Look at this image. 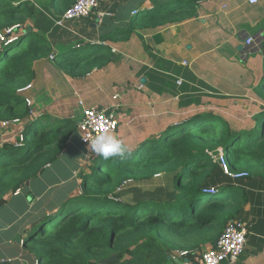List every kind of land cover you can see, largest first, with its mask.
Here are the masks:
<instances>
[{
  "label": "trees",
  "instance_id": "16d2710c",
  "mask_svg": "<svg viewBox=\"0 0 264 264\" xmlns=\"http://www.w3.org/2000/svg\"><path fill=\"white\" fill-rule=\"evenodd\" d=\"M76 1L0 0V32L13 28L0 41V122L28 121L21 145L0 144V208L78 133L72 118H29L28 86L37 66L84 78L114 61L110 42L192 19L206 0H149L150 7L140 0L124 26L102 32L98 40H61L56 19ZM44 9L53 14L52 30L29 22ZM82 19L97 23L95 15ZM252 119L251 128L238 130L220 115L197 113L143 139L131 155L105 160L97 154L90 171L81 174V193L30 218L21 244L34 255L32 264H166L182 251L190 260L199 258L197 248L212 238L216 243L243 215L239 180L245 177L226 173L214 156L222 150L229 170L232 158L244 165L261 158L264 109ZM0 264L20 263L2 258Z\"/></svg>",
  "mask_w": 264,
  "mask_h": 264
},
{
  "label": "crops",
  "instance_id": "0c3cea01",
  "mask_svg": "<svg viewBox=\"0 0 264 264\" xmlns=\"http://www.w3.org/2000/svg\"><path fill=\"white\" fill-rule=\"evenodd\" d=\"M139 4L129 9V16ZM144 6L150 7V1ZM101 8L98 11L110 12L106 16L116 18L112 8ZM129 16L118 25L126 24ZM104 20L96 27L87 19L68 20L66 28L55 25L61 40H98ZM110 44L116 54L114 61L84 78H73L47 65H38L30 88L33 109L39 115L72 118L78 124L86 107L117 105L120 127L111 134L133 148L149 135L129 146L126 134L138 138L154 130L153 125L173 121V117H180L182 121L197 113L212 112L227 120L233 111L264 103V0L256 3L206 0L198 5L192 19L156 31L135 32L128 41ZM87 153L80 133L74 134L55 162L46 165L18 194L7 196L0 213L4 207H12L9 210L12 220H6L2 228L6 231L17 228V233H11L9 245L0 238L1 246L15 248L14 253L0 259H20L25 251L21 244L23 232L39 209L81 193V174L90 171ZM230 164L233 173L239 170L249 173L239 180L244 204L241 220L248 226V235L236 264H264V155L247 165L233 158ZM36 180L44 186L40 191L33 186ZM26 189L29 193L21 199ZM32 189L35 193L30 195ZM54 189L56 193L50 196ZM21 203L24 208L13 209ZM214 241L212 238L197 248L198 254L214 246ZM166 264H201V261L198 257L190 260L180 253Z\"/></svg>",
  "mask_w": 264,
  "mask_h": 264
},
{
  "label": "built area",
  "instance_id": "2783aa9c",
  "mask_svg": "<svg viewBox=\"0 0 264 264\" xmlns=\"http://www.w3.org/2000/svg\"><path fill=\"white\" fill-rule=\"evenodd\" d=\"M258 0H251V3H256ZM100 5L99 0H77L73 6H71L61 18L56 19V24L59 26L65 25L68 20H76L87 18L96 14L98 22L101 23L106 15H110V12L98 11ZM135 10L133 11V14ZM13 28H8L4 32H0V41L4 40L6 34H11ZM251 40L248 42L250 43ZM115 52V50L113 49ZM52 59V57L50 58ZM31 87V84L28 88ZM118 95L115 96L117 98ZM82 103V102H81ZM27 104L32 105L31 99L27 98ZM117 105L112 104L107 108L98 107H86L83 111V116L77 124L78 132L81 135V140L87 149L92 151L90 142L91 139L101 132H115L120 127V119L117 113ZM19 120V119H18ZM21 141L24 140L22 132ZM22 144V143H21ZM17 144V145H21ZM222 157L221 161L226 173L232 175L234 178L246 177L247 172L233 173L229 170L227 162L224 158V153L221 150L218 154ZM90 157V156H89ZM216 160L217 155L214 156ZM20 190L15 192L18 194ZM248 235V226L243 220L231 221L222 231L221 235L217 239L214 246L203 250L199 254L201 264H220L221 262H227L228 264H236L246 246ZM186 251H182L181 255L186 254Z\"/></svg>",
  "mask_w": 264,
  "mask_h": 264
},
{
  "label": "rangeland",
  "instance_id": "374dc122",
  "mask_svg": "<svg viewBox=\"0 0 264 264\" xmlns=\"http://www.w3.org/2000/svg\"><path fill=\"white\" fill-rule=\"evenodd\" d=\"M140 0H103L102 1V8H101V3L99 5V9H103V10H107L108 8H112L115 15H116V22L115 19L111 18L113 16H106L104 17V25L102 27V31L101 32H106L108 31V29H115L114 27L116 26H123V25H118L119 22H123L124 19H126V17L129 16V9L136 6L137 3H139ZM45 11L42 12L40 14V16L36 19V20H29L30 24L32 26H34V28H41V29H45V28H49L50 30L54 29V18H52L51 16H53V14L51 13V11H49L48 9H44ZM115 22V23H114ZM117 23V25H116ZM108 24L110 25H114V27H109L107 26ZM61 36V34H60ZM264 86V85H263ZM264 101V100H262ZM32 104L33 101L31 100ZM31 107V113H30V117L29 118H35V116H41L39 115V111L33 109L34 106L30 105ZM264 109V103L263 104H259L256 103L254 105V107H242L236 111H233L231 114L228 115L227 120L229 121L230 125L234 128V129H248L251 128L254 124L252 116L253 114H255L256 112L260 111ZM171 117V116H170ZM172 118V117H171ZM172 119H174L173 121L176 123L177 121H180V117H173ZM171 119V120H172ZM182 120V119H181ZM173 121H165V122H161V123H157L156 125H153L154 130L148 131L147 134H140V136L137 138L131 134H126V138L128 142L129 146H134L136 142H138L140 139H143L146 135L152 136L153 133H159L161 132L166 126L170 125ZM26 120H10V121H3L0 122V144L2 143H11L14 145L17 144H21L23 141H21V135L22 132L25 128V126L27 125ZM26 124V125H25ZM174 124V123H173ZM161 126V127H160ZM111 134V133H110ZM155 135V134H154ZM133 143H132V142ZM129 142H131V144H129ZM88 150V149H87ZM97 154L94 153L93 151L88 150L87 153V158L90 156L89 160L91 161L94 156H96ZM217 159L222 160V157L220 158L219 155H217ZM221 162V161H219ZM89 164L88 163V169H89ZM88 171V170H87ZM84 172V171H83ZM83 174V173H82ZM33 186L36 188L37 191H40L43 189V184L41 182H38L37 180L34 181ZM29 193V189H26L25 191L22 192L21 195V199H24L25 196ZM33 193H35V190H31L30 195H32ZM38 193V192H36ZM56 193V190H52L50 192V196L54 195ZM30 198V196H28V199ZM15 198L13 197L12 200H14ZM17 201H20L19 199H17ZM42 203H39L38 205H41ZM5 206V205H4ZM15 207V208H14ZM13 209H16L17 211H20V208H24L23 203L21 204H16L14 205ZM4 209V210H3ZM2 210V212L0 213V238H2L5 241V244L9 245V238L11 236V233H17V228H9L7 229V231L2 228L6 225V220L11 221L12 220V214H10V211L12 209V207L7 208L4 207ZM37 209V208H36ZM7 234V235H6ZM24 234V232H23ZM1 242V241H0ZM2 244V242H1ZM0 244V257L2 256H6L8 253H14L13 251L14 249H11L10 246H1ZM14 262H19L20 264H31L34 261V255L29 253L28 249H25V251H23V254L20 256V259L17 260H13Z\"/></svg>",
  "mask_w": 264,
  "mask_h": 264
},
{
  "label": "clouds",
  "instance_id": "9594fccd",
  "mask_svg": "<svg viewBox=\"0 0 264 264\" xmlns=\"http://www.w3.org/2000/svg\"><path fill=\"white\" fill-rule=\"evenodd\" d=\"M94 15L96 17V14ZM97 23L100 24L98 19ZM90 146L94 153L102 156L105 160L117 156L124 157L126 154L131 155V149L116 135L108 132H101L95 135L91 139Z\"/></svg>",
  "mask_w": 264,
  "mask_h": 264
},
{
  "label": "water",
  "instance_id": "95a60500",
  "mask_svg": "<svg viewBox=\"0 0 264 264\" xmlns=\"http://www.w3.org/2000/svg\"><path fill=\"white\" fill-rule=\"evenodd\" d=\"M96 25H97L96 22L91 23V26H93V27H96Z\"/></svg>",
  "mask_w": 264,
  "mask_h": 264
}]
</instances>
